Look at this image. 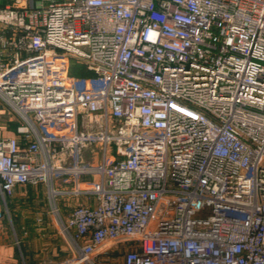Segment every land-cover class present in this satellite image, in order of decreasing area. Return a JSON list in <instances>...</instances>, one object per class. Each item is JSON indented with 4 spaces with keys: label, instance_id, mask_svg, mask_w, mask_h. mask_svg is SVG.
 I'll list each match as a JSON object with an SVG mask.
<instances>
[{
    "label": "built area",
    "instance_id": "2783aa9c",
    "mask_svg": "<svg viewBox=\"0 0 264 264\" xmlns=\"http://www.w3.org/2000/svg\"><path fill=\"white\" fill-rule=\"evenodd\" d=\"M0 46V221L44 183L65 264H264V0H0Z\"/></svg>",
    "mask_w": 264,
    "mask_h": 264
},
{
    "label": "crops",
    "instance_id": "0c3cea01",
    "mask_svg": "<svg viewBox=\"0 0 264 264\" xmlns=\"http://www.w3.org/2000/svg\"><path fill=\"white\" fill-rule=\"evenodd\" d=\"M13 0H1L2 4ZM2 48L0 46V52ZM3 61L14 54L13 49L1 52ZM19 124L6 112L0 101V125L5 134H14ZM76 202L94 205V198L61 196L58 204L64 218ZM4 218L0 221V264H65L71 257L64 239L58 233L50 213L47 185H18L2 203ZM128 246H117L102 253V264H124Z\"/></svg>",
    "mask_w": 264,
    "mask_h": 264
},
{
    "label": "rangeland",
    "instance_id": "374dc122",
    "mask_svg": "<svg viewBox=\"0 0 264 264\" xmlns=\"http://www.w3.org/2000/svg\"><path fill=\"white\" fill-rule=\"evenodd\" d=\"M6 108V107H5ZM7 109V108H6ZM8 110V109H7ZM12 117H14V115L11 114ZM82 126V125H81ZM54 225V224H53Z\"/></svg>",
    "mask_w": 264,
    "mask_h": 264
}]
</instances>
